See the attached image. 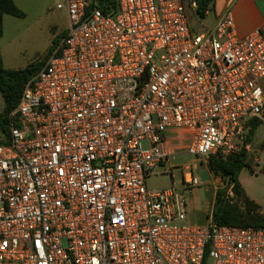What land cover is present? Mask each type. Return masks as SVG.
Listing matches in <instances>:
<instances>
[{"label":"built area","instance_id":"obj_1","mask_svg":"<svg viewBox=\"0 0 264 264\" xmlns=\"http://www.w3.org/2000/svg\"><path fill=\"white\" fill-rule=\"evenodd\" d=\"M115 1L51 8L68 29L0 144V264H264V227L188 223L175 181L147 186L180 153H252L264 31L239 35L227 12L198 32L194 0ZM186 170L185 194L202 185Z\"/></svg>","mask_w":264,"mask_h":264},{"label":"rangeland","instance_id":"obj_2","mask_svg":"<svg viewBox=\"0 0 264 264\" xmlns=\"http://www.w3.org/2000/svg\"><path fill=\"white\" fill-rule=\"evenodd\" d=\"M17 5L26 13L25 18L9 16L6 21L5 33L0 39V56L7 69H23L33 64L36 67L44 65L50 56L53 44L60 40L67 31L69 21L64 11H52L56 0H16ZM189 21L192 28L202 31L207 24L197 16L196 10L190 11ZM4 109V99L0 92V113ZM264 125L258 129L253 138V151L248 155L253 160L251 173H263L264 168ZM0 138H4L3 135ZM209 162V160H208ZM208 162L200 164V161L188 153L177 154L171 163L177 168L174 171V180L170 175L169 165L157 168L159 175H152L147 179L149 190H167L177 184V191L184 194L187 202V221L195 225H207L211 218V210L214 201V189L212 181L217 177L211 175ZM189 166L197 167L195 173L200 177L202 185L199 191L192 190L186 194L182 191L183 171L187 172ZM247 170V169H245ZM248 171V170H247ZM250 171V170H249ZM247 174V173H244ZM220 178L218 189L224 188L226 180ZM264 178V176L262 177ZM264 188V179L262 181ZM211 188V191H210ZM229 198L230 190L227 194Z\"/></svg>","mask_w":264,"mask_h":264},{"label":"trees","instance_id":"obj_3","mask_svg":"<svg viewBox=\"0 0 264 264\" xmlns=\"http://www.w3.org/2000/svg\"><path fill=\"white\" fill-rule=\"evenodd\" d=\"M194 1L198 5L197 16L201 19L206 17L210 7L215 2V0ZM98 7L106 12L111 8H116V1L99 0ZM7 15L16 18L26 17V13L14 0H0V39L4 35V18ZM60 40L53 44L50 55ZM45 64L40 67L30 64L23 69H7L0 56V92L4 99V109L0 113V136L3 135L4 138H0V144L8 143L12 126H20L18 114L15 110L20 103L26 84L37 75ZM247 124L249 126V139L253 141L256 132L264 123L257 118H253ZM252 162L253 160L246 153L235 154L227 160H222L216 156L209 159V171L213 175L226 180L227 183L224 188H220L216 192L211 216L213 223L219 226L264 227V212L257 203L247 196L239 181V175L243 170L253 171ZM229 190L234 194L232 198L227 196Z\"/></svg>","mask_w":264,"mask_h":264},{"label":"crops","instance_id":"obj_4","mask_svg":"<svg viewBox=\"0 0 264 264\" xmlns=\"http://www.w3.org/2000/svg\"><path fill=\"white\" fill-rule=\"evenodd\" d=\"M14 1L16 4H18L16 0ZM227 12H232L239 35L245 36L257 29H261L264 31V0H215L213 5L210 7V10L208 11L206 17L202 19L207 24V26L203 27V29L212 28L216 24L218 19ZM8 17L9 16L7 15L4 18V33ZM263 140L264 137L258 143L262 142ZM176 142H178V140ZM209 173L212 175L210 171ZM263 176L264 173L256 174L251 173V171L249 170H243L239 175V181L244 188L247 196L255 203H257L264 212V188L262 187V181L264 179L262 178ZM219 184L220 178L216 177L214 181H212V186H214L213 205L215 202L216 192L218 190ZM192 191L194 193H197L199 189L195 188ZM188 223L190 222L188 221Z\"/></svg>","mask_w":264,"mask_h":264}]
</instances>
